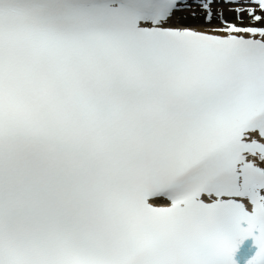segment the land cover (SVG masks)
<instances>
[{
	"label": "snow or ice",
	"instance_id": "6c2138e0",
	"mask_svg": "<svg viewBox=\"0 0 264 264\" xmlns=\"http://www.w3.org/2000/svg\"><path fill=\"white\" fill-rule=\"evenodd\" d=\"M0 264H264V0H0Z\"/></svg>",
	"mask_w": 264,
	"mask_h": 264
},
{
	"label": "rangeland",
	"instance_id": "374dc122",
	"mask_svg": "<svg viewBox=\"0 0 264 264\" xmlns=\"http://www.w3.org/2000/svg\"><path fill=\"white\" fill-rule=\"evenodd\" d=\"M218 8H223L225 11V14L228 16L229 19L232 18V14L227 11V5H218Z\"/></svg>",
	"mask_w": 264,
	"mask_h": 264
}]
</instances>
